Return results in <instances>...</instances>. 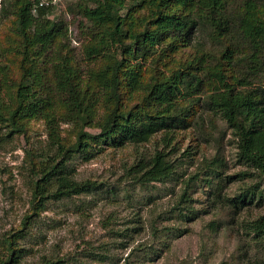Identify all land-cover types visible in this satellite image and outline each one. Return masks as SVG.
Segmentation results:
<instances>
[{
    "label": "trees",
    "instance_id": "1",
    "mask_svg": "<svg viewBox=\"0 0 264 264\" xmlns=\"http://www.w3.org/2000/svg\"><path fill=\"white\" fill-rule=\"evenodd\" d=\"M229 3V0L79 3L77 11L98 29L83 46V60L92 62L85 70L66 41L68 25L48 16L51 7L33 12L31 0L1 5L5 17H16L24 71L15 85L0 78V123L9 129V134L24 133L28 120L43 119L49 136L48 148L38 154L39 165L30 151L35 210L43 209L51 199L61 200L98 189L96 181H79L72 174L68 162L75 153H88L101 141L116 148L139 145L163 131L165 143H170V132L191 125L193 109L181 102L188 101L184 99L195 95L205 84L210 87L206 106L233 130L239 161L264 175V0H245L238 14H229ZM135 8L147 11L138 18L128 15ZM204 22L210 24L215 39L231 38L214 64L205 65L209 55L198 50L193 61L180 62L171 72H161L148 80L140 63H131L145 58L155 48L175 57L183 46H194L193 36ZM236 43L250 50V73L261 72L259 78L235 74ZM103 59L104 67L94 66ZM201 71H205V77ZM253 82L259 84L253 87ZM124 89L130 98L140 94L145 101L128 108L123 100ZM101 100L108 110L107 116L97 124L100 132H90L85 128L97 119ZM66 122L79 126L76 141L71 144L62 140L61 124ZM220 165L221 159L215 157L207 167L216 174ZM178 167L169 152L158 149L148 158H139L128 174L140 184L165 182L176 175ZM250 173L246 170L236 176L241 179ZM260 196L261 192L248 188L226 201L236 210ZM27 228L26 222L18 232L3 239L5 252L0 264H22L24 248L18 243L27 235L24 232ZM246 229L263 236L264 216L248 220ZM64 263V258L44 257L41 264Z\"/></svg>",
    "mask_w": 264,
    "mask_h": 264
},
{
    "label": "rangeland",
    "instance_id": "2",
    "mask_svg": "<svg viewBox=\"0 0 264 264\" xmlns=\"http://www.w3.org/2000/svg\"><path fill=\"white\" fill-rule=\"evenodd\" d=\"M87 2L62 0L48 15L68 25L66 41L83 70L92 66L90 59L83 60V46L98 31L77 11L79 3ZM229 2V14H238L245 0ZM13 3L14 0L0 2V78L11 85L21 79L24 71L16 17H5L1 11L2 4ZM146 11L135 8L128 15L138 18ZM211 30L210 24L204 22L192 39L196 48L183 46L175 57L155 48L145 58L131 63L139 62L148 80L161 72H171L180 62L193 61L198 52H207L205 65H212L231 38L215 39ZM236 44L235 74L259 78L261 72L250 73V50ZM105 64L104 59L97 60L94 66ZM204 72H200L203 77ZM253 83V87L259 84ZM209 89L205 84L195 95L184 99L188 101L181 102L193 109L191 125L170 132L172 140L168 144L163 131L139 145L116 148L101 141L88 153H75L68 162L72 174L79 181H96L98 189L51 199L39 210L32 203L30 151L39 165L38 154L49 144L46 122L31 118L27 132L13 134L0 123V258L5 252L3 239L27 222V235L18 243L24 248L22 264H41L44 257L64 258V264H264V235L256 236L246 229L248 220L264 216V175L239 161L233 130L206 106ZM123 100L128 108L145 101L140 94L130 98L127 89ZM103 101L99 103L97 119L86 130L100 132L97 124L108 113ZM78 129L74 122L62 123L63 142H75ZM158 149L169 152L179 163L176 175L165 182L148 184L132 179L128 174L130 167ZM215 157L222 161L216 174L207 167ZM246 170H250V176H236ZM248 188L261 192V198L236 210L227 203Z\"/></svg>",
    "mask_w": 264,
    "mask_h": 264
},
{
    "label": "built area",
    "instance_id": "3",
    "mask_svg": "<svg viewBox=\"0 0 264 264\" xmlns=\"http://www.w3.org/2000/svg\"><path fill=\"white\" fill-rule=\"evenodd\" d=\"M31 1L33 2V12H37L38 9L44 7L53 8L62 2V0H31Z\"/></svg>",
    "mask_w": 264,
    "mask_h": 264
}]
</instances>
